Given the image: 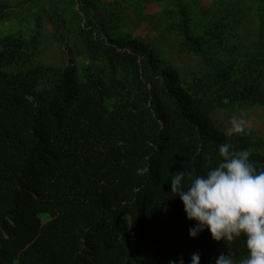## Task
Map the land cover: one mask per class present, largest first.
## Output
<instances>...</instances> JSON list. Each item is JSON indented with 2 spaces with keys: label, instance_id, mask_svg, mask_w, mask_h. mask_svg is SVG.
I'll use <instances>...</instances> for the list:
<instances>
[{
  "label": "trees",
  "instance_id": "trees-1",
  "mask_svg": "<svg viewBox=\"0 0 264 264\" xmlns=\"http://www.w3.org/2000/svg\"><path fill=\"white\" fill-rule=\"evenodd\" d=\"M203 1L52 0L47 14L38 0H0V25L36 9L28 34L0 36V264L246 256L243 237L189 238L171 193L174 173L205 174L225 142L264 170L251 129L228 137L212 120L264 111V0ZM46 19L63 63L40 60ZM143 26L153 37L135 35ZM167 48L200 67L182 70Z\"/></svg>",
  "mask_w": 264,
  "mask_h": 264
},
{
  "label": "clouds",
  "instance_id": "clouds-1",
  "mask_svg": "<svg viewBox=\"0 0 264 264\" xmlns=\"http://www.w3.org/2000/svg\"><path fill=\"white\" fill-rule=\"evenodd\" d=\"M225 134H246L245 120L233 117ZM218 153L219 162L205 174L183 170L172 175L171 193L179 197L186 219L194 222L189 238H196L205 229L217 242L230 243L243 237L245 257L237 260L228 251L221 253L215 264H264V170L256 169L248 149L236 152L225 142ZM169 264L185 261L181 256ZM190 264H200L199 252L191 255Z\"/></svg>",
  "mask_w": 264,
  "mask_h": 264
},
{
  "label": "rangeland",
  "instance_id": "rangeland-1",
  "mask_svg": "<svg viewBox=\"0 0 264 264\" xmlns=\"http://www.w3.org/2000/svg\"><path fill=\"white\" fill-rule=\"evenodd\" d=\"M52 0H38V4L45 7L47 14L52 13L51 7ZM205 4L209 5L210 2L204 1ZM36 9L29 12L30 16H24L20 14L17 19H12L4 24L0 25V36L6 35L14 31H23L28 34V30L34 28L35 19L31 13H34ZM153 13V11H149ZM148 14V13H147ZM135 35L142 37H153L152 32L148 26H143L135 32ZM43 41L40 46V60H44L50 63H63L66 58L65 49L63 44L58 42V36L55 34V26L46 19L42 30ZM181 55L176 48H167L165 59L167 61L175 62L182 70H188L191 68L200 67V58L197 56L188 57ZM182 77V75H181ZM233 117L243 118L245 120V128L251 129L254 134L260 138V141L264 143V111L261 109H250L246 112L237 113L230 111H217L212 117L215 125L226 129L230 126V121ZM216 121V123H215ZM264 152V147L263 150Z\"/></svg>",
  "mask_w": 264,
  "mask_h": 264
},
{
  "label": "crops",
  "instance_id": "crops-1",
  "mask_svg": "<svg viewBox=\"0 0 264 264\" xmlns=\"http://www.w3.org/2000/svg\"><path fill=\"white\" fill-rule=\"evenodd\" d=\"M204 1H208V0H204ZM204 1H203V4L204 5H207V4H205L204 3ZM209 2V1H208ZM153 11V13H150L149 11ZM160 12V8L158 7V6H156V5H154V4H150L148 7H147V9H146V14L147 15H156V14H158Z\"/></svg>",
  "mask_w": 264,
  "mask_h": 264
},
{
  "label": "water",
  "instance_id": "water-1",
  "mask_svg": "<svg viewBox=\"0 0 264 264\" xmlns=\"http://www.w3.org/2000/svg\"><path fill=\"white\" fill-rule=\"evenodd\" d=\"M76 9H77V7H76Z\"/></svg>",
  "mask_w": 264,
  "mask_h": 264
}]
</instances>
